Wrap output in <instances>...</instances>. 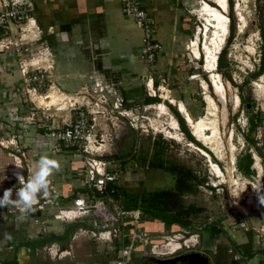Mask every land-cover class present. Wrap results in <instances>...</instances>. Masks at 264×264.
Segmentation results:
<instances>
[{"label":"crops","instance_id":"0c3cea01","mask_svg":"<svg viewBox=\"0 0 264 264\" xmlns=\"http://www.w3.org/2000/svg\"><path fill=\"white\" fill-rule=\"evenodd\" d=\"M20 1L29 5L30 18L25 27L34 29L33 37L39 41V48L48 54L46 58L38 60H46L48 63L46 67L49 66L51 74L47 76L52 82L50 88L53 87L58 96L72 94L95 78L103 83L115 84L121 92L125 90L120 92L124 105L130 102L137 104L141 99L143 79L148 71L153 81V93L167 89L168 98L182 102L177 107L184 104L190 117L195 115L189 101L191 97H195L196 82L193 80L194 75L189 78L185 76L186 66L189 64L185 63L184 50L187 49L195 29L189 10L193 3L189 0H140L141 6L155 21L154 38L161 44L150 68H146L140 58L141 30L123 12L121 0ZM1 2L2 0L0 11L3 10ZM16 29L13 28L8 33L0 28V42H5L4 38L13 39ZM24 46L26 47L21 44L20 47L2 48L0 45V141L3 142L0 144V197L5 189L12 188L15 198V191L20 187L1 169L5 164L8 166L13 157L21 160L26 180L35 172L36 163L43 155L58 159L61 169L50 177V196L41 197L37 211L25 220L18 221L14 217V214H19L14 207L0 208V264H115L119 248L131 242V233H136L141 238L134 241V248L126 264H152L159 258L170 257L183 250L190 253L192 249L206 253L209 264H264V246H255L256 239L247 228L238 239L235 235L228 238L227 235H220L219 230L213 226L206 227L196 234L198 238L188 236L189 247L183 245L175 253L159 256L150 251V245L160 244V238L165 237L164 233H178L188 228L190 223L187 227L177 223L169 227L163 221L148 218L140 208L130 209L138 210L139 217L136 223L128 220L123 225V232L128 236L108 241L93 236L90 216H86L83 221L61 218L60 210L75 208V201L79 198L90 203L93 196L85 186L82 154L76 145L51 139L41 122H38L39 115L35 116L36 120L31 119L36 104H33L32 97L25 96L24 83L27 80L19 73V63L27 49L16 51ZM38 60L30 62L37 63ZM159 76L163 77V82H167V87L157 83ZM183 77H187L186 80ZM71 79H78V83L76 89L70 92L66 89V84ZM127 94L135 95L134 98H138V101H133ZM147 97L156 98V94L148 93V96L143 97V104L153 105L155 101L149 104L145 102ZM169 101L173 107L174 102ZM166 106L170 108L169 105ZM134 153L135 150L124 159L112 161V165L118 167V172L120 168L123 169L119 172L117 186L127 192H144L145 190H131V185L127 183L133 177L134 170L129 169L130 176L127 177L125 168L131 166L127 160ZM135 172L140 179L143 169L136 168ZM116 201L122 208L119 200ZM10 213L12 218L8 216ZM16 223L20 228L15 227ZM83 228L87 231L83 232ZM9 235L11 238H8ZM48 247L70 251V254L53 257L49 254ZM103 255H110L112 258L104 260Z\"/></svg>","mask_w":264,"mask_h":264},{"label":"rangeland","instance_id":"374dc122","mask_svg":"<svg viewBox=\"0 0 264 264\" xmlns=\"http://www.w3.org/2000/svg\"><path fill=\"white\" fill-rule=\"evenodd\" d=\"M204 1L217 7L215 0H189L193 3L189 10L194 20L195 29L191 34L187 49L184 50L185 63L189 64L186 66L185 76L187 75L189 78L190 75H194L193 80L196 82L195 97H191V101H189L190 107L194 108L195 113L194 118H191L193 120L203 118L207 124L213 121L216 129L213 130L209 124L205 133L211 139L197 140L192 133V126L185 120L190 133L201 145L191 142L182 131L173 112V108L178 110L177 104L182 102L171 97L168 98L167 89H161L155 93L157 98L155 103L148 107L144 106L146 104H143V97L148 96V91L143 79V93L140 95L139 103L123 104L129 111V118H132V122L136 126L135 153L127 160L131 166L128 165L125 168L127 177L130 176L129 169H133L134 172H132L133 177L129 178L127 183L131 185V190H145L144 192L169 188L173 186L174 174L167 169L168 166L171 164L183 165L185 168L191 169L197 177L194 190L185 192L181 196L183 205H192L194 209L187 218L190 226L175 234L184 238L193 235L196 239L198 238L196 234H199L201 229L213 226L219 230L220 235L225 237L227 235V238L235 235L239 239L247 228L256 239L255 246L262 248L264 246V205H260L257 192L254 191L252 185L264 187V71L256 77H253L252 74L260 68L264 51V0H226L227 8L224 14L227 17V30L224 34L220 28H215L209 22L208 12H205L206 9L203 5ZM25 25L22 26L24 30L17 28L14 31L12 41L26 45L23 49L20 48L21 52L25 48L27 49L21 63L28 64L27 68L30 72L34 63L32 61L30 65L29 62L33 59L41 60V57L46 58L48 54L39 48V41L33 37L34 29L30 30ZM231 32L232 37L229 39ZM219 43L221 45L217 49L214 69L209 71L202 62L207 59V48L209 52L213 53ZM223 49H225V66L220 70L218 57ZM196 51L199 52L198 56ZM40 60L36 64L45 68L44 76L34 80H29L30 75L23 76L27 80L24 83L25 96L32 97L33 104L50 108V111L55 112L56 121L62 119L68 121L66 119L68 117L74 121L77 118V113L83 111L87 116L85 117L87 122H89L93 114L94 122L88 126L90 150L99 154L101 148H108L114 129L122 130L124 126L119 127V121L108 116L101 109L98 105L100 97L96 93L86 97L79 109H70L71 104L72 106L79 105L77 101H81L79 91L82 90V87L75 90L69 99L68 97L64 98V94L58 96L53 91V87L50 88L52 82L48 80L50 77L47 76L51 74L49 66L46 67L48 63L45 62L46 60H42V62ZM21 63H19L20 74H22ZM144 65L146 68H150L145 63ZM145 74L149 75V72L147 71ZM215 76L226 89L224 98L215 89ZM187 77L182 79L186 80ZM159 79L157 83L166 86L167 82L161 80L163 77L159 76ZM40 80L41 82H39ZM39 83H41L40 88ZM76 83H78V79L67 80L66 89L70 92L73 91L76 89ZM240 85H242L241 88H239ZM33 87H36L35 92ZM88 90L90 91L89 88ZM119 90L117 89L120 93L121 90ZM45 94H47L46 97H44ZM130 96L133 101H138V98H134L135 95ZM169 100L174 102L173 108L171 106L167 108ZM209 100L214 105L211 111L209 110ZM32 102L30 105H33ZM39 116L41 115L39 114ZM251 118L254 122L258 121L254 128H251ZM38 122L40 121L38 120ZM101 138L103 140H100ZM158 146L164 150L160 155L162 168L153 166V148ZM0 147L2 146L0 145ZM247 154L252 160L251 174L248 176L244 175L237 165L239 158L245 157ZM9 163L8 166L5 164L1 167L7 176L11 168L17 169L16 164H18L14 157L12 161L9 160ZM114 167L111 165L112 169H118V167ZM136 168L143 169L140 179L138 173L135 172ZM121 171H123L122 168L119 169V172ZM13 180L14 184H19L16 178ZM18 215L16 213L14 217L17 219ZM8 216L13 217L11 213ZM15 227L20 228L18 223L15 224ZM24 229H26L25 226ZM31 231L33 234L34 230ZM163 235L165 237L160 238L162 239L161 243H165L173 234L164 233ZM177 245L178 243L173 247L176 249ZM106 258L109 259L112 256L103 255V259Z\"/></svg>","mask_w":264,"mask_h":264},{"label":"built area","instance_id":"2783aa9c","mask_svg":"<svg viewBox=\"0 0 264 264\" xmlns=\"http://www.w3.org/2000/svg\"><path fill=\"white\" fill-rule=\"evenodd\" d=\"M3 10L0 11V28L4 29V32L11 33L13 28H22V25L26 24L30 18L29 16V5L20 0H2L1 2ZM122 10L126 15H129L138 28L141 30V49L140 58L148 66H151L155 59L157 52L161 48V44L154 38L155 31V21L148 11L141 6L140 0H121ZM24 30V29H23ZM32 30V29H30ZM5 42H0L2 48H8L11 46H21L24 43L17 44L12 41V39L6 40ZM20 52V48L16 50ZM32 62H29L31 65ZM20 64L21 73L23 76L30 75L29 80L41 78L45 68L38 66L36 63L32 64L30 72L28 70V65L25 63ZM29 73V74H28ZM32 76V77H31ZM145 87L148 93H153V81L151 75H146L144 78ZM41 82V80L39 81ZM39 88L41 83L38 84ZM90 89V91L88 90ZM33 91L36 87L32 88ZM117 86L111 83H103L98 79L93 78L90 85H83L82 90H80L81 101L78 106H72L70 109H79L80 105H83V101L88 96H93L92 93H96L98 100L101 103L109 105L112 111H117L120 115L128 117L129 111L124 107V100L121 94L117 91ZM71 94H64V98ZM113 98H112V97ZM76 103V102H75ZM97 105V103H96ZM99 105V104H98ZM149 106V105H144ZM77 107V108H76ZM34 112L32 115L33 120L35 116L41 115L40 122L44 127L46 134L57 142L64 143H74L78 151L82 154L83 161V178L85 186L92 193V201L90 203H85L83 199H76L75 208L60 210L59 216L65 220H80L83 221L86 216L91 217L92 230L91 233L99 240H112L114 238H123L128 236V234L123 232V225L131 220L136 223L139 217L138 210H125L121 208L115 198L113 193L116 190L118 184L119 172L111 168L112 161L108 159H103L95 157L90 150V138L88 126L94 122L95 116L92 114L89 122H87L86 115L83 111L78 112L77 118L72 121L70 117L62 119L61 121L55 120V112L50 111V108L41 107L36 105L34 107ZM129 123L136 129L135 123L132 122V118H129ZM101 140V139H100ZM2 145L3 142L0 141ZM101 146V144H99ZM135 147V146H134ZM105 151L101 148V155ZM17 163H21V160L15 158ZM12 169V170H11ZM8 174V178H16L14 172L17 169L11 168ZM22 171L23 169H19ZM10 175V176H9ZM25 177V176H24ZM17 179V178H16ZM26 180V178H25ZM21 187V185H20ZM39 207V205H38ZM83 228V232H86ZM131 242L122 245L117 254L115 264H126L130 258L132 249L134 248V241L140 239L141 237L136 233L130 234ZM188 237H180L179 235L173 234L168 238L165 243L161 244H151L150 251L153 254L164 256L166 254L175 253L185 247H189L190 242H188ZM146 242V238H144ZM178 243L179 247L172 250V244ZM194 242L192 241V244ZM48 252L53 257H61L64 254H70V251H59L56 248L48 247Z\"/></svg>","mask_w":264,"mask_h":264},{"label":"trees","instance_id":"16d2710c","mask_svg":"<svg viewBox=\"0 0 264 264\" xmlns=\"http://www.w3.org/2000/svg\"><path fill=\"white\" fill-rule=\"evenodd\" d=\"M230 4H232V2H230ZM232 29H234V27H232ZM231 37L232 32L229 39ZM224 53L225 49L221 51L218 57V68L220 70L225 66ZM261 61L262 63L260 68L254 74H252L253 77H256L258 74L264 71V51L262 53ZM241 86L242 85H240L239 88H241ZM156 100L157 98H145V102L147 104ZM168 105L172 107L171 104ZM173 112L182 131L186 134V137L190 141L200 144L190 133V130L186 126L185 119L181 116L180 112L176 108H173ZM250 121L251 128H254L258 123V121L254 122L252 118ZM154 143L156 144V141ZM163 151L164 150L161 146L153 148L152 156L155 160V162L153 160V166L156 168H162V165L160 164V155L163 153ZM251 163V157L249 154H247L245 157L239 158L237 165L239 170L244 175L248 176L251 174ZM167 169L172 171L174 174V184L172 187L156 189L147 192H127L123 188L117 186L115 192L113 193V197L116 200H119L122 208L125 210L140 208L142 213L147 215L148 218L163 221L169 227L173 223L187 227L189 225L187 218L190 216V213L194 208L192 205H183L181 196L185 192L194 190L197 177L193 174L191 169L185 168L180 164H171Z\"/></svg>","mask_w":264,"mask_h":264},{"label":"clouds","instance_id":"9594fccd","mask_svg":"<svg viewBox=\"0 0 264 264\" xmlns=\"http://www.w3.org/2000/svg\"><path fill=\"white\" fill-rule=\"evenodd\" d=\"M17 169H22V164H16ZM36 170L27 180H25L22 171L14 172L21 187L15 191V198H13V189L8 188L0 197V208L14 207L18 210V221L25 220L30 214L37 211V206L40 203V198H47L50 196L51 179L56 172L61 169V164L58 159L49 155H43L36 163ZM254 191L257 192L258 201L260 205H264V187H257L252 185ZM8 238H11L10 235ZM179 247V245H177Z\"/></svg>","mask_w":264,"mask_h":264},{"label":"bare ground","instance_id":"6f19581e","mask_svg":"<svg viewBox=\"0 0 264 264\" xmlns=\"http://www.w3.org/2000/svg\"><path fill=\"white\" fill-rule=\"evenodd\" d=\"M216 6L217 7H213L211 5H209L207 2L204 1L203 5H204V9L205 12H208V20L209 22L212 24V26H214L215 28H220L221 31L223 32V34L226 32L227 30V17L224 14L227 8V1L226 0H215ZM210 24V25H211ZM196 43V42H195ZM220 43L217 44L216 50L212 52L208 51L207 48V56L205 60H203L202 64L206 65L207 69L209 71H212L214 69V65L216 63V55L218 53V48L220 47ZM210 50V49H209ZM198 51H196V55L198 56ZM195 56V55H194ZM197 58V57H196ZM212 84V83H211ZM215 89L216 91L219 92V94L221 95L222 98H224V95L226 94V89L223 87L221 81L220 83L217 81L216 76H215ZM153 90V88H151ZM154 91V90H153ZM152 91V92H153ZM214 91V92H216ZM209 98V97H208ZM209 102V106H210V111L213 109L212 107L213 102L211 100L208 101ZM178 110L180 112H182L184 114L185 120L188 124H190L193 129L192 133L193 135L197 138V140H201V141H206V140H210L211 138L205 133V129H208V125L211 124V127L213 128V130L216 129L213 121H211L209 124H207L203 118H199L196 120H193L190 115L188 114L187 110L185 109L183 104H179L178 105ZM212 114V113H211ZM172 244V250H174L175 248L173 247Z\"/></svg>","mask_w":264,"mask_h":264},{"label":"water","instance_id":"95a60500","mask_svg":"<svg viewBox=\"0 0 264 264\" xmlns=\"http://www.w3.org/2000/svg\"><path fill=\"white\" fill-rule=\"evenodd\" d=\"M99 106L102 110H104L108 116H111L119 121L120 125L119 127H123L122 130H119L118 128L114 129V135L111 137L113 140L111 141L112 147H108L105 149L103 154H93L95 157L103 158V159H113L117 156H124L131 153L133 148V143L135 142V129L131 126L127 118L120 115L117 111H112L109 105L105 103L99 102ZM181 116L184 117V114L180 112ZM185 118V117H184ZM91 121V120H90ZM111 148L112 152H106L107 149ZM109 151V150H108ZM106 152V153H105ZM189 257H187L185 260L188 259L187 262L189 264H209V260L206 257V253H200V252H190ZM188 256V255H186Z\"/></svg>","mask_w":264,"mask_h":264},{"label":"flooded vegetation","instance_id":"af4514ba","mask_svg":"<svg viewBox=\"0 0 264 264\" xmlns=\"http://www.w3.org/2000/svg\"><path fill=\"white\" fill-rule=\"evenodd\" d=\"M114 135V132L112 133V136ZM101 140H103L101 138ZM113 139L111 138L110 139V143L108 144V147H112V141ZM135 140H136V137H135ZM192 142V141H191ZM135 142L133 143V148H132V151L131 153L135 150ZM109 150V151H108ZM106 152H112V149L109 148L106 150ZM105 152V153H106ZM130 154V153H129ZM128 154V155H129ZM128 155H124V156H117L113 159H108L110 161H115V160H120V159H124L125 157H127ZM192 252H198V249H192ZM188 255V256H186ZM187 257H189V254H187L185 252V250L183 251H180L179 253H176L175 255L173 256H170V257H164V258H159L158 260L156 261H153L152 264H188V262L185 260Z\"/></svg>","mask_w":264,"mask_h":264}]
</instances>
